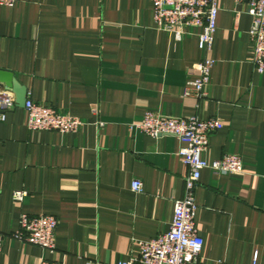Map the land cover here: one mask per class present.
<instances>
[{
    "label": "crops",
    "instance_id": "1",
    "mask_svg": "<svg viewBox=\"0 0 264 264\" xmlns=\"http://www.w3.org/2000/svg\"><path fill=\"white\" fill-rule=\"evenodd\" d=\"M217 3L203 99L183 96L205 56L201 29L189 27L177 39L156 28L152 0L0 5V68L15 73L28 98L83 121L72 133L30 130L16 104L0 118V231H15L22 212L59 221L54 249L9 236L0 264H114L135 256L137 241L169 230L189 169L177 137L130 128L147 111L223 122L202 156L236 153L245 169L202 170L195 190V224L204 239L198 264H252L256 252L264 264V73L252 62L247 2ZM134 179L141 192L132 190ZM17 189L28 192L21 202L12 196Z\"/></svg>",
    "mask_w": 264,
    "mask_h": 264
},
{
    "label": "built area",
    "instance_id": "2",
    "mask_svg": "<svg viewBox=\"0 0 264 264\" xmlns=\"http://www.w3.org/2000/svg\"><path fill=\"white\" fill-rule=\"evenodd\" d=\"M17 0H0L2 6H12ZM152 20L156 28L169 30L177 39L189 27H199L200 48L204 58L195 65L199 76L189 81L183 96H194L203 99L207 96L206 86L210 81L214 59L212 51L219 7L217 0H152ZM247 2V12L252 17L249 29L253 43L252 62L256 71L264 73V0H236ZM15 106V94L10 90H0V118L4 112ZM27 113V126L30 130H55L72 133L79 130L83 121L78 116L59 112L55 107L26 99L24 106ZM98 113V108H93ZM102 124V122H100ZM223 127L217 117L200 118L197 115L178 117L164 115L156 111H147L142 119L130 124L152 137L173 135L184 143L178 151L182 161L188 166V174L184 179L185 193L173 203L170 228L160 232L148 240L137 241L138 253L129 260H120L114 264H198L204 246V239L198 233L195 214L198 210L195 190L200 181L202 170L212 169L216 173H242L244 163L240 155L225 153L222 157L208 160L202 156L209 144L212 132ZM135 192L143 190L140 179L131 182ZM28 192L23 189L13 191L14 201L21 202ZM58 218L51 214H29L22 212L19 216L18 228L6 234L0 231V250L7 237L38 245L44 249L56 246V230ZM38 264H65L63 261L42 259ZM93 264V263H88ZM252 264H258L256 252Z\"/></svg>",
    "mask_w": 264,
    "mask_h": 264
},
{
    "label": "water",
    "instance_id": "3",
    "mask_svg": "<svg viewBox=\"0 0 264 264\" xmlns=\"http://www.w3.org/2000/svg\"><path fill=\"white\" fill-rule=\"evenodd\" d=\"M2 88L14 92L15 104L17 106H25L28 88L20 81L13 71L0 68V89Z\"/></svg>",
    "mask_w": 264,
    "mask_h": 264
}]
</instances>
